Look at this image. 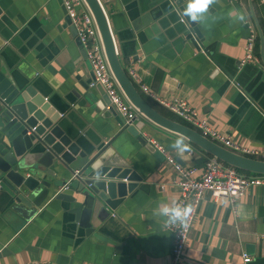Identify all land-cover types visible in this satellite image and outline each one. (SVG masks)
Returning <instances> with one entry per match:
<instances>
[{
  "label": "crops",
  "instance_id": "crops-1",
  "mask_svg": "<svg viewBox=\"0 0 264 264\" xmlns=\"http://www.w3.org/2000/svg\"><path fill=\"white\" fill-rule=\"evenodd\" d=\"M100 4L119 62L148 105L184 121L160 103L180 99L210 129L234 143L264 148V61L258 40L260 30L264 56V9L258 0H220L204 24L194 22L200 33L196 45L184 39L190 28L178 20L187 0ZM240 12L246 22L234 19ZM251 32L256 60L241 64ZM0 68L10 82L31 85L44 96L85 140L107 141L120 128L123 119L102 89L88 86L89 65L60 0H0ZM133 124L141 126L145 143L125 136L115 153L141 180L131 192L106 200L107 216L100 218L102 206L97 207L93 226L79 222L75 209L82 197L70 199L68 173L32 213L17 212L0 194V264H168L171 237L161 210L178 190L171 166L154 155L147 138L159 141L182 167H192L193 176L210 156L186 139L191 151L180 154L171 147L180 135L142 115ZM178 264H264V185L249 187L233 202L203 192Z\"/></svg>",
  "mask_w": 264,
  "mask_h": 264
},
{
  "label": "water",
  "instance_id": "water-1",
  "mask_svg": "<svg viewBox=\"0 0 264 264\" xmlns=\"http://www.w3.org/2000/svg\"><path fill=\"white\" fill-rule=\"evenodd\" d=\"M83 2L93 17L109 70L123 96L139 115L159 127L183 136L191 144L228 166L264 175V160L231 152L191 127L161 115L148 105L119 62L102 6L98 0ZM62 11L64 13L63 7ZM183 18L190 28V32L185 31L183 37L196 45L195 39L200 34L196 24L187 17ZM65 21L71 23L67 16ZM72 27L74 28L73 25ZM258 40L260 57L264 61L260 30ZM77 42L79 44L78 39ZM133 122L134 119L128 123L122 120L118 131L107 141H87L85 134L76 126H71L67 120L59 118L58 112L31 85L19 86L10 82L0 68V194H4L6 200L13 203L11 208L17 212L22 213L20 210L25 209L32 213L49 192L60 185L61 175L68 173V189L73 193L69 195L70 199L76 200L75 195L82 197L75 209L79 222L82 224L88 220L93 226L97 207L102 206L98 213L100 218L107 216L106 200L124 196L141 180L115 153V144L125 136L133 137L142 145L145 143L138 132L141 126H134ZM154 155L162 158L156 151ZM88 203L90 208L83 209L85 206L82 205Z\"/></svg>",
  "mask_w": 264,
  "mask_h": 264
},
{
  "label": "built area",
  "instance_id": "built-area-1",
  "mask_svg": "<svg viewBox=\"0 0 264 264\" xmlns=\"http://www.w3.org/2000/svg\"><path fill=\"white\" fill-rule=\"evenodd\" d=\"M258 1L264 9V0ZM60 2L65 16L70 19L74 26L75 36L88 62L91 73L88 86H99L107 97L109 106L117 112L123 122H131L138 113L125 99L109 70L91 13L83 0H60ZM98 2L100 3V0ZM82 3L84 4V9H78V4ZM178 20L187 26L182 16H179ZM255 42V34L251 32L243 47L244 54L240 60L241 64L256 60L254 54ZM128 74L134 77L132 70H129ZM141 89L145 90L143 86H141ZM160 103L189 123L202 136L219 146L243 156L264 160L260 159L264 158V148H251L234 143L228 136L210 129L203 119L196 118L195 112L184 101L175 99L172 102L160 101ZM147 142L154 151L164 158L175 173L172 184L177 188L178 195L168 207L177 205L181 207L192 205L193 207V212L187 220V227L181 226L180 221L168 223L169 218L166 217L165 229L171 237L168 264H178L181 261L182 251L203 192L207 191L213 199L222 197L233 202L234 199L242 196L249 187L253 185L263 186L264 175L238 172L235 168L210 156L205 161L200 174L193 176L194 169L192 167H182L178 164L172 156L165 153L159 141L154 138H147ZM65 186L67 185H63V187ZM243 261H248V257L245 254H243Z\"/></svg>",
  "mask_w": 264,
  "mask_h": 264
},
{
  "label": "clouds",
  "instance_id": "clouds-1",
  "mask_svg": "<svg viewBox=\"0 0 264 264\" xmlns=\"http://www.w3.org/2000/svg\"><path fill=\"white\" fill-rule=\"evenodd\" d=\"M219 2L220 0H187V6L184 8L181 16L182 18H189L192 22L204 24L211 15L210 9ZM229 16L232 17L233 13L230 12ZM234 19L239 22H246V15L242 12L236 13ZM171 147L178 150L180 154L191 151V146L185 143L183 136L177 138ZM192 212V205L183 207L179 205L174 207L164 206L161 210V213L169 218L168 223L180 221L181 226L184 227H187V220Z\"/></svg>",
  "mask_w": 264,
  "mask_h": 264
},
{
  "label": "trees",
  "instance_id": "trees-1",
  "mask_svg": "<svg viewBox=\"0 0 264 264\" xmlns=\"http://www.w3.org/2000/svg\"><path fill=\"white\" fill-rule=\"evenodd\" d=\"M178 122H181L183 123L184 125L188 126V127H191L192 129H194L191 125L187 124L186 122L184 121H178ZM195 130V129H194ZM208 156H210L209 154H207ZM260 159H264V158H260ZM236 169V168H235ZM238 172H241V173H249V172H245V171H242V170H239V169H236Z\"/></svg>",
  "mask_w": 264,
  "mask_h": 264
}]
</instances>
